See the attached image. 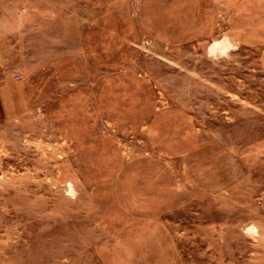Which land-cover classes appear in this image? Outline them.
I'll return each mask as SVG.
<instances>
[{
	"label": "rangeland",
	"instance_id": "rangeland-1",
	"mask_svg": "<svg viewBox=\"0 0 264 264\" xmlns=\"http://www.w3.org/2000/svg\"><path fill=\"white\" fill-rule=\"evenodd\" d=\"M0 264H264V0H0Z\"/></svg>",
	"mask_w": 264,
	"mask_h": 264
},
{
	"label": "crops",
	"instance_id": "crops-1",
	"mask_svg": "<svg viewBox=\"0 0 264 264\" xmlns=\"http://www.w3.org/2000/svg\"><path fill=\"white\" fill-rule=\"evenodd\" d=\"M91 2V1H90ZM104 3H107L108 5L113 3V0H103ZM89 3V2H88Z\"/></svg>",
	"mask_w": 264,
	"mask_h": 264
},
{
	"label": "bare ground",
	"instance_id": "bare-ground-1",
	"mask_svg": "<svg viewBox=\"0 0 264 264\" xmlns=\"http://www.w3.org/2000/svg\"><path fill=\"white\" fill-rule=\"evenodd\" d=\"M213 48L212 47H210V50H212Z\"/></svg>",
	"mask_w": 264,
	"mask_h": 264
}]
</instances>
